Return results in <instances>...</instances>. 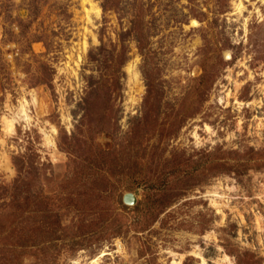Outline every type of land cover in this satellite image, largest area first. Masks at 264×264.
<instances>
[{
  "label": "rangeland",
  "instance_id": "obj_1",
  "mask_svg": "<svg viewBox=\"0 0 264 264\" xmlns=\"http://www.w3.org/2000/svg\"><path fill=\"white\" fill-rule=\"evenodd\" d=\"M0 264H264V0H0Z\"/></svg>",
  "mask_w": 264,
  "mask_h": 264
},
{
  "label": "bare ground",
  "instance_id": "obj_2",
  "mask_svg": "<svg viewBox=\"0 0 264 264\" xmlns=\"http://www.w3.org/2000/svg\"><path fill=\"white\" fill-rule=\"evenodd\" d=\"M132 77H133V78H136V77H137L136 73H133V74H132ZM3 127H4V129L7 131V130H9V128H10V124L5 120V121L3 122ZM2 130H3V129H2ZM9 172H10V171H9ZM102 254H103V253H102ZM96 259H97V257H95L94 259H92L90 263H95Z\"/></svg>",
  "mask_w": 264,
  "mask_h": 264
},
{
  "label": "water",
  "instance_id": "obj_3",
  "mask_svg": "<svg viewBox=\"0 0 264 264\" xmlns=\"http://www.w3.org/2000/svg\"><path fill=\"white\" fill-rule=\"evenodd\" d=\"M124 201H125V202H129L127 196L124 197Z\"/></svg>",
  "mask_w": 264,
  "mask_h": 264
}]
</instances>
